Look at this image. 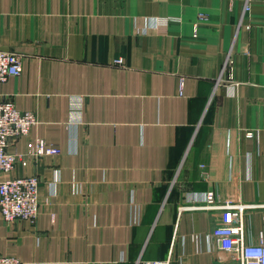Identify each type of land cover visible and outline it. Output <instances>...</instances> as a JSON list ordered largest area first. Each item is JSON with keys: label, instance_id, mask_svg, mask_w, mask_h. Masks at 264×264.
<instances>
[{"label": "crops", "instance_id": "obj_1", "mask_svg": "<svg viewBox=\"0 0 264 264\" xmlns=\"http://www.w3.org/2000/svg\"><path fill=\"white\" fill-rule=\"evenodd\" d=\"M0 48L23 65L0 100L37 117L9 150H62L0 174L40 178L35 224L0 213V254L242 264L212 230L230 203L264 235V0H0Z\"/></svg>", "mask_w": 264, "mask_h": 264}, {"label": "built area", "instance_id": "obj_2", "mask_svg": "<svg viewBox=\"0 0 264 264\" xmlns=\"http://www.w3.org/2000/svg\"><path fill=\"white\" fill-rule=\"evenodd\" d=\"M169 20L158 21L157 25H166ZM115 63L124 65L123 57L117 58ZM226 68V63L224 68ZM23 71L22 59L16 52L0 48V83L10 77L21 75ZM182 93V85H181ZM81 108L73 111L75 121H81ZM37 123V117L31 110L19 109L14 100L4 98L0 100V174H7L18 165L28 166L32 161L45 156H56L61 148L39 138L29 140L26 150L11 152L9 147L18 139L28 137ZM251 136L252 134L249 133ZM40 178L37 175L7 176L0 178V213L7 222L26 220L35 224L40 214ZM214 193H206L207 204L204 208L214 207ZM230 211L228 223L214 226L212 236L215 237L221 250L241 259L242 264H264V235L258 243H248L243 238L244 206L226 203L216 205ZM0 264H22L15 255L0 254ZM146 264H170L169 260H151Z\"/></svg>", "mask_w": 264, "mask_h": 264}, {"label": "rangeland", "instance_id": "obj_3", "mask_svg": "<svg viewBox=\"0 0 264 264\" xmlns=\"http://www.w3.org/2000/svg\"><path fill=\"white\" fill-rule=\"evenodd\" d=\"M167 25V24H166Z\"/></svg>", "mask_w": 264, "mask_h": 264}]
</instances>
